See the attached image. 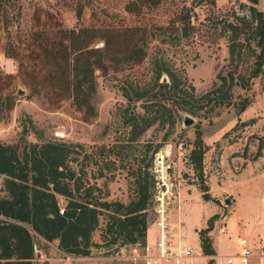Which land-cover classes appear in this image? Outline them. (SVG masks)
I'll return each mask as SVG.
<instances>
[{"label": "rangeland", "instance_id": "obj_1", "mask_svg": "<svg viewBox=\"0 0 264 264\" xmlns=\"http://www.w3.org/2000/svg\"><path fill=\"white\" fill-rule=\"evenodd\" d=\"M131 1L3 0L0 143L19 147L23 142L40 140L73 144L69 167L84 188L96 189L93 197L106 202L127 203L133 197V173L145 169L153 182V198L147 210L149 241L158 233L154 222L161 202L170 238L182 228L197 254L194 237L198 238V231L212 216L215 219L209 238L230 239L224 247L216 245L215 253H233L235 236L247 238L255 248L263 247L264 66L254 75L257 49L244 40V35L230 40L226 28L228 21H234L233 15L247 17L251 3L161 0L137 12L126 10ZM253 6L264 13V0H257ZM81 28L94 31L88 50L102 47L100 35L106 31L118 36L115 43L120 45L125 41L124 31L139 29L145 55L137 65H120L118 72L95 71L94 92L87 96V106L78 110L67 80L43 54L41 45H51L50 49L58 42L60 31ZM155 58L180 73L193 87L195 98L204 96L214 84L219 86L221 77L227 81L231 75L229 94L221 98L223 94L216 93L198 101L176 94L166 103L167 110H160L154 124L136 133L140 126L132 129L128 115L137 119L144 115L141 101H134L132 96L127 100L121 88L146 85ZM244 102L245 108L239 113ZM184 117H189L192 124L184 127ZM197 132L206 147L203 183L212 198L208 202L201 199L199 181L188 161ZM2 182L0 176V197L5 195ZM226 199L229 205H224ZM61 200L60 208L65 204ZM102 228L103 217L93 234L95 242ZM35 245L44 256L55 252L50 243L36 241ZM42 258L32 264H42ZM195 263L207 262L200 258Z\"/></svg>", "mask_w": 264, "mask_h": 264}, {"label": "trees", "instance_id": "obj_2", "mask_svg": "<svg viewBox=\"0 0 264 264\" xmlns=\"http://www.w3.org/2000/svg\"><path fill=\"white\" fill-rule=\"evenodd\" d=\"M161 0H134L126 4V10L139 11L142 6H156ZM248 16L233 15L226 28L230 40L244 35V40L252 42L257 49L253 62V74L262 72L264 66V13L253 6L257 0H248ZM3 0H0V6ZM132 7V8H131ZM58 42L51 47L42 44L43 54L55 64V69L67 80L71 98L79 110L87 106V96L92 95L93 74H105L108 70L119 71L122 64H139L144 57L143 33L136 28L124 31L125 41L118 45V36L109 31L101 34L102 47L88 50L87 44L93 41V30L77 29L59 32ZM233 54V47L228 49ZM164 77L165 82H161ZM219 86L201 96H193V87L186 84L185 78L172 70L162 59H153L151 77L141 87L121 88L128 100L141 101L143 116L132 119L131 127L140 126L141 133L154 124L157 115L166 111V103L176 94L193 101L222 93L227 97L233 78L221 77ZM187 89V90H186ZM87 99V100H86ZM245 102L239 107V113ZM128 113V112H127ZM139 123V124H138ZM200 134L197 132L188 153V161L199 181L201 199L212 201L208 188L203 183V155L206 151ZM73 144L40 140L39 143H25L22 147L0 143V176H3L0 197V264H32L35 260L33 245L36 241L50 243L63 254L85 257L91 248L113 247L116 245L143 244L147 229V210L151 207L153 182L148 172L136 170L133 173V197L125 204L106 202L93 197L91 186L83 187L80 178L69 167ZM149 164H147L148 166ZM146 166V167H147ZM65 204L60 208V200ZM61 200V201H62ZM61 211V212H60ZM103 217V228L98 242L93 234L99 229ZM215 216L206 221L199 230L198 242L201 254H214L208 233L212 229ZM97 244L99 246H97ZM44 264V263H42ZM206 264H212L207 261Z\"/></svg>", "mask_w": 264, "mask_h": 264}, {"label": "built area", "instance_id": "obj_3", "mask_svg": "<svg viewBox=\"0 0 264 264\" xmlns=\"http://www.w3.org/2000/svg\"><path fill=\"white\" fill-rule=\"evenodd\" d=\"M160 202L157 211V220L154 222L158 233L152 244L144 242L143 244L116 245L113 247L91 248L90 253L85 257H74L63 254L55 249V252L66 258L81 259L87 261H109V262H127L129 264H196L195 262L204 258L211 261L212 264H264V252L256 250L250 244L249 240L238 236L236 239V248L230 254H217L203 256L201 253H195L191 247L186 245L172 246L170 235L168 233V224L165 213ZM61 212V211H60ZM46 243V242H45ZM48 244V243H46ZM37 258H42L36 245L32 247Z\"/></svg>", "mask_w": 264, "mask_h": 264}, {"label": "crops", "instance_id": "obj_4", "mask_svg": "<svg viewBox=\"0 0 264 264\" xmlns=\"http://www.w3.org/2000/svg\"><path fill=\"white\" fill-rule=\"evenodd\" d=\"M148 228L149 227H147L146 232H145V242L148 243V244H152L155 241V238L157 237V235H156L155 238H153L151 241H149L148 238H147V230H148ZM178 231H179V234L172 233V238H170L172 246H176L178 244V245H186V246H189V247L192 248V246L186 241V237H185L186 231H184L180 227H179ZM208 235H210V234H208ZM173 237H175V238H173ZM237 237L238 236H235L232 239V241L235 244V248H236V239H237ZM194 238H195V241H196V245L198 246L199 253H201L200 247H199V243H198V238H197V236H195ZM93 239H94V237H93ZM210 239H211V245H212V249H213L214 253H215L216 245H219L221 243L220 244L221 247H224L225 244H227L228 241H230V239L228 237L225 238V236H217L216 239H215L216 241H214V237H212V238L210 237ZM254 249L264 251V246L263 247H259V248L258 247L255 248L254 247ZM42 257H43L42 258L43 259L42 263H44V264H96L95 261H87V260H81V259L77 260V259H74V258H66V257H63V256L59 255L56 252H47L46 255L45 256L42 255ZM110 264H118V263L112 262Z\"/></svg>", "mask_w": 264, "mask_h": 264}, {"label": "water", "instance_id": "obj_5", "mask_svg": "<svg viewBox=\"0 0 264 264\" xmlns=\"http://www.w3.org/2000/svg\"><path fill=\"white\" fill-rule=\"evenodd\" d=\"M161 82H165L164 77L161 79ZM182 124H183L184 127H187V126L192 124V120L189 117H184ZM224 205H229V201L227 199L224 200Z\"/></svg>", "mask_w": 264, "mask_h": 264}]
</instances>
